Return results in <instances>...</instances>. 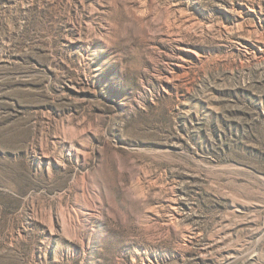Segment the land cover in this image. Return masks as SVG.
<instances>
[{"label":"rangeland","instance_id":"rangeland-1","mask_svg":"<svg viewBox=\"0 0 264 264\" xmlns=\"http://www.w3.org/2000/svg\"><path fill=\"white\" fill-rule=\"evenodd\" d=\"M0 264H264V0H0Z\"/></svg>","mask_w":264,"mask_h":264}]
</instances>
